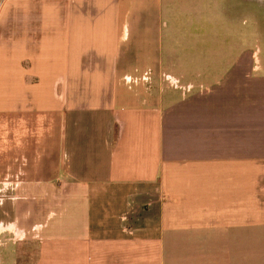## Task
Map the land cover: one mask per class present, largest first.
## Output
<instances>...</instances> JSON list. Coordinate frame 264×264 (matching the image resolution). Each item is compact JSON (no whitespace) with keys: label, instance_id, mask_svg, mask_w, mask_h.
I'll list each match as a JSON object with an SVG mask.
<instances>
[{"label":"crops","instance_id":"crops-1","mask_svg":"<svg viewBox=\"0 0 264 264\" xmlns=\"http://www.w3.org/2000/svg\"><path fill=\"white\" fill-rule=\"evenodd\" d=\"M190 1L0 0V264H264V0Z\"/></svg>","mask_w":264,"mask_h":264},{"label":"rangeland","instance_id":"rangeland-1","mask_svg":"<svg viewBox=\"0 0 264 264\" xmlns=\"http://www.w3.org/2000/svg\"><path fill=\"white\" fill-rule=\"evenodd\" d=\"M172 1H174L175 3H184V4H187V5H190L191 3H193V1H190V0H172ZM193 5L194 4H192L191 6H189L188 9L186 10L187 11L186 12L187 14H185V18H187V19H194L197 16H200V18L198 20H200L199 22L202 23L203 25H201V24H197V25L191 24L190 27H189L190 30H192V32H196L194 30V28H197V29L200 30V32H205V31L206 32H211V31H213V29H214L213 26L214 25H212V24H206L204 22L205 21L204 18H206V17H207L206 19H211V12H212V10L199 9L198 6L196 8H193ZM179 12H180V10L175 9V13H176L177 16H178V13ZM237 16H238L237 18H239L237 20L238 24L237 25L235 24L233 26H225L224 25L223 26L224 31H226L228 33H230L231 31L232 32H237L238 31L239 34H241V35H247V34L250 35V33L252 35L254 25L252 24L251 18L249 16H247L244 12H241ZM201 18L203 19V21H201ZM181 20H182V17H178L176 19V23H179ZM204 24H206V26ZM181 27L182 26H180L179 24H176L175 25V28H176L175 35H178V34L182 33L181 32L182 31L181 30ZM225 28H227V29L225 30ZM253 43L255 44V47H256V43H258V42L253 41ZM259 47H262V43L261 42L259 43Z\"/></svg>","mask_w":264,"mask_h":264}]
</instances>
